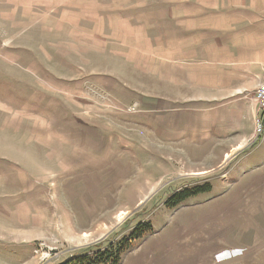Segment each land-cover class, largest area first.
Returning <instances> with one entry per match:
<instances>
[{
    "label": "rangeland",
    "instance_id": "374dc122",
    "mask_svg": "<svg viewBox=\"0 0 264 264\" xmlns=\"http://www.w3.org/2000/svg\"><path fill=\"white\" fill-rule=\"evenodd\" d=\"M263 72L264 0H0V264H264Z\"/></svg>",
    "mask_w": 264,
    "mask_h": 264
},
{
    "label": "trees",
    "instance_id": "16d2710c",
    "mask_svg": "<svg viewBox=\"0 0 264 264\" xmlns=\"http://www.w3.org/2000/svg\"><path fill=\"white\" fill-rule=\"evenodd\" d=\"M210 190V183L194 187L187 186L173 191L165 199V203L169 207H175L190 197ZM125 232L127 234H124ZM151 232L152 226L148 220L143 218L135 220L134 215L129 216L117 229L111 230L101 239L80 248L78 253L67 257L60 264H121L123 255L132 243Z\"/></svg>",
    "mask_w": 264,
    "mask_h": 264
},
{
    "label": "built area",
    "instance_id": "2783aa9c",
    "mask_svg": "<svg viewBox=\"0 0 264 264\" xmlns=\"http://www.w3.org/2000/svg\"><path fill=\"white\" fill-rule=\"evenodd\" d=\"M253 100L256 103L261 118H257V125L260 127L262 120L264 118V72L261 75L260 81L254 91Z\"/></svg>",
    "mask_w": 264,
    "mask_h": 264
},
{
    "label": "crops",
    "instance_id": "0c3cea01",
    "mask_svg": "<svg viewBox=\"0 0 264 264\" xmlns=\"http://www.w3.org/2000/svg\"><path fill=\"white\" fill-rule=\"evenodd\" d=\"M259 80H260V78H259Z\"/></svg>",
    "mask_w": 264,
    "mask_h": 264
}]
</instances>
